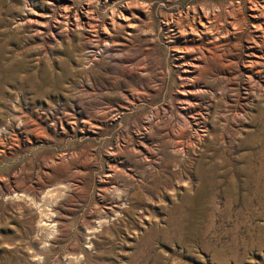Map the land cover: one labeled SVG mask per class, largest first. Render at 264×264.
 I'll list each match as a JSON object with an SVG mask.
<instances>
[{
	"label": "rangeland",
	"instance_id": "rangeland-1",
	"mask_svg": "<svg viewBox=\"0 0 264 264\" xmlns=\"http://www.w3.org/2000/svg\"><path fill=\"white\" fill-rule=\"evenodd\" d=\"M0 264H264V0H0Z\"/></svg>",
	"mask_w": 264,
	"mask_h": 264
},
{
	"label": "bare ground",
	"instance_id": "bare-ground-1",
	"mask_svg": "<svg viewBox=\"0 0 264 264\" xmlns=\"http://www.w3.org/2000/svg\"><path fill=\"white\" fill-rule=\"evenodd\" d=\"M158 124H159V122H158ZM155 125V124H154ZM174 132V131H173ZM170 143V142H169ZM168 145V144H167ZM166 147V146H165ZM171 147V146H170ZM168 148V147H167ZM179 151V150H178ZM173 152V151H172ZM180 152V151H179ZM178 154V153H177Z\"/></svg>",
	"mask_w": 264,
	"mask_h": 264
}]
</instances>
